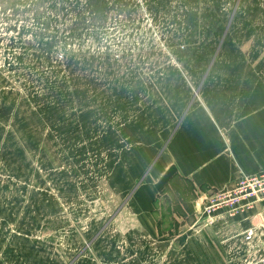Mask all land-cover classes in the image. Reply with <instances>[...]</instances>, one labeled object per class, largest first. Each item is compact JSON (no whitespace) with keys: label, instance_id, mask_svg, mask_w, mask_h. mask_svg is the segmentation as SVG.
<instances>
[{"label":"rangeland","instance_id":"374dc122","mask_svg":"<svg viewBox=\"0 0 264 264\" xmlns=\"http://www.w3.org/2000/svg\"><path fill=\"white\" fill-rule=\"evenodd\" d=\"M232 5L219 3L216 19ZM147 6L0 0V264H245L257 256L243 241L225 250L213 230L200 232L198 201L161 200L157 237H138L136 222L122 219L120 188L146 178L184 117L217 102H264V85L250 89L243 32L231 21L167 26ZM121 129L161 139H119L135 136Z\"/></svg>","mask_w":264,"mask_h":264},{"label":"crops","instance_id":"0c3cea01","mask_svg":"<svg viewBox=\"0 0 264 264\" xmlns=\"http://www.w3.org/2000/svg\"><path fill=\"white\" fill-rule=\"evenodd\" d=\"M147 2V7L154 17L168 20L167 26L175 27L176 20H181L182 26L186 23L190 26L217 27L227 25L228 21H231L229 26L232 25L243 32L244 38L239 36L238 39V53L249 58V83L253 87L250 89L258 90L260 85H264V77L261 76V66L264 65V33L259 42L261 44L257 45L259 28H264V0H216L211 1L212 6H209V0ZM231 2V14L225 19H216L223 10L222 7L219 8V3ZM192 4H205L206 8L202 10ZM210 15L211 19H215L213 23L202 22ZM254 66L257 67L255 71ZM254 72L255 79L252 74ZM215 104V108H211V114L210 108L207 113L204 109H196V115L184 117L175 127L169 142L164 143L160 153L157 152L158 155L146 178L140 180L136 186L135 182H132L133 184L120 188L121 196L125 197L120 209L122 219L128 218L136 222L138 237H157L163 234L158 215L161 200L169 194L174 196L176 206H181L182 203L194 204V192L198 195L200 191L230 188L241 175L264 172V102L249 100ZM121 132L135 136H121L119 139H161L160 133L155 132H130L126 129H121ZM132 188L134 190L128 194ZM201 223L200 219V232L213 230L217 240L226 250L234 241L245 243L242 233L247 228L264 224V200H261L255 209L244 214L233 217L220 214L211 225L203 226ZM260 239V242H253L255 249L264 241V237ZM256 252L258 253L257 250Z\"/></svg>","mask_w":264,"mask_h":264},{"label":"built area","instance_id":"2783aa9c","mask_svg":"<svg viewBox=\"0 0 264 264\" xmlns=\"http://www.w3.org/2000/svg\"><path fill=\"white\" fill-rule=\"evenodd\" d=\"M264 200V172L254 175H241L233 186L221 190L198 192L196 204L203 217V225H211L214 220L224 214L229 217L244 214L256 208ZM245 243L258 251L255 258L245 264H264V241L256 248L253 242H260L264 237V224L252 225L243 233Z\"/></svg>","mask_w":264,"mask_h":264}]
</instances>
